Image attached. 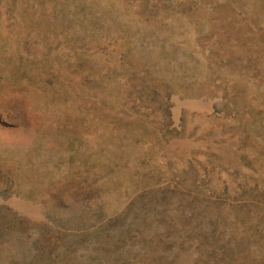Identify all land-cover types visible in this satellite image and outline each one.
<instances>
[{
	"label": "rangeland",
	"instance_id": "1",
	"mask_svg": "<svg viewBox=\"0 0 264 264\" xmlns=\"http://www.w3.org/2000/svg\"><path fill=\"white\" fill-rule=\"evenodd\" d=\"M0 264H264V0H0Z\"/></svg>",
	"mask_w": 264,
	"mask_h": 264
}]
</instances>
